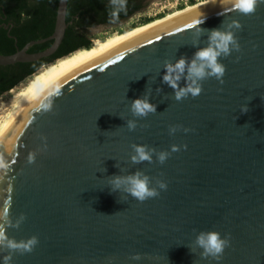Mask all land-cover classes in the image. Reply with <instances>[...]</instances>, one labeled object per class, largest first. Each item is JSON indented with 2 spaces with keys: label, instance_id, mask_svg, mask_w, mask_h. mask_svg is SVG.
Segmentation results:
<instances>
[{
  "label": "water",
  "instance_id": "1",
  "mask_svg": "<svg viewBox=\"0 0 264 264\" xmlns=\"http://www.w3.org/2000/svg\"><path fill=\"white\" fill-rule=\"evenodd\" d=\"M65 4L56 3L49 36L0 54V66L52 55L66 27ZM194 20L208 30L239 22L241 51L221 58L223 84L207 79L198 97L178 102L163 83L164 61L197 51L196 28L188 27ZM47 40L45 49L26 51ZM199 41L205 47L207 35ZM145 94L156 113L130 132L129 102ZM170 125L192 131L170 135ZM132 144L181 150L163 165L155 156L133 164ZM0 160V215L8 208L13 224L26 217L19 228L5 225L6 235L39 240L10 264H264V3L242 15L218 0L52 69L0 120ZM138 170L167 190L143 203L111 191L109 177ZM201 231L230 236L219 262L187 247ZM8 254L0 250V264Z\"/></svg>",
  "mask_w": 264,
  "mask_h": 264
},
{
  "label": "clouds",
  "instance_id": "2",
  "mask_svg": "<svg viewBox=\"0 0 264 264\" xmlns=\"http://www.w3.org/2000/svg\"><path fill=\"white\" fill-rule=\"evenodd\" d=\"M111 3L115 9L125 7L126 0H111ZM223 5H230L232 10L242 14L251 15L256 12L258 4L264 3V0H220ZM201 21H192L188 25L190 28H196V39L192 44L193 47H197V51L191 57H180L175 63L169 60L164 61L163 83L167 84L173 89L174 99L176 101H182L189 96L192 98L198 97L202 91V82L215 78L221 84L224 83L223 77L226 73V66L220 62L221 58L229 57L233 52H240L241 46L236 36L235 31L240 30L242 26L239 22L233 20L226 25L225 20L219 28L216 29H203L200 25ZM207 35V42L205 47H199V37ZM239 57H237V61ZM184 81L185 86L181 87L180 82ZM161 89H156L157 93H160ZM150 94H145L142 98H138L129 102V111L134 117L133 119L126 120V128L128 131H135L138 127L137 119L146 118L149 114L156 113V105L149 102ZM47 107H50L48 105ZM248 106L242 107L241 112H248ZM123 119V117H121ZM140 127H143L140 125ZM182 130L184 133L192 131L188 128H183L182 125H170L169 134L174 135L178 131ZM185 149L186 145L183 146ZM133 155L130 156V160L133 164H140L143 162L153 163V156L156 157V162L163 165L171 156L172 153L179 152L181 146L172 145L171 151L160 150L149 147L148 145H131ZM34 155L29 156V163L34 162ZM3 160H0V168H5ZM108 185L112 192H122L123 199L131 197L141 203L146 200L157 198L160 195L161 190H167V184L157 179L155 181V187L153 186V178L146 175L142 171H136L129 175H115L109 177ZM26 217L21 214L20 220L15 224L11 222L9 217L8 208L4 209L0 220H3V224H0V250L7 251L9 254L3 257L4 264H10L12 255L19 253L24 255L34 251L38 245V237L32 236L26 241H16L14 238H9L6 235L5 225L8 227L19 228L20 223L25 220ZM195 231V230H194ZM192 253H196V249H201L199 253L201 259H212L219 262L225 249L230 247V236L221 237V234L217 231H201L196 235L195 241L192 245L187 246ZM131 259L139 261L142 259L140 254H135Z\"/></svg>",
  "mask_w": 264,
  "mask_h": 264
},
{
  "label": "trees",
  "instance_id": "3",
  "mask_svg": "<svg viewBox=\"0 0 264 264\" xmlns=\"http://www.w3.org/2000/svg\"><path fill=\"white\" fill-rule=\"evenodd\" d=\"M57 1L0 0V16H2L0 20L12 23L8 34L0 31V54L13 53L28 41L49 36L54 24ZM143 2L144 0H126L125 7L115 9L111 0H66L64 12L66 27L56 51L49 57L35 62H16L0 66V94L13 90L12 87L32 73L36 74L35 71L40 64L65 55L76 48H89L91 42L84 34L86 29L95 26H111L124 21L140 11ZM49 44L50 40H47L29 46L26 51L38 52Z\"/></svg>",
  "mask_w": 264,
  "mask_h": 264
},
{
  "label": "bare ground",
  "instance_id": "4",
  "mask_svg": "<svg viewBox=\"0 0 264 264\" xmlns=\"http://www.w3.org/2000/svg\"><path fill=\"white\" fill-rule=\"evenodd\" d=\"M215 1H218V0H201V1H198L194 4L187 5L186 7L182 8V9L175 10L174 12H172L168 15H165L161 18L151 20L150 22H147L143 25H139V26L133 27L131 29H127V30H124L121 32L114 33L111 36H107L104 39L96 38L91 42V45L89 48L78 49V50L68 54L67 56H63L61 58H58L57 60L53 61L52 63L41 67L36 72V74H33L29 79L26 80V83H24V85L19 86L22 84V83H20L18 85L19 87L16 90L12 91L10 93V96L0 104V120L4 117L7 110L19 98V96L23 93V91L28 86H30L35 80H37L38 78H40L41 76H43L47 72L51 71L52 69L57 68V67L65 64V63H68L71 60H74L76 58L85 56L86 54L92 52L93 50L98 49L102 46H105L109 43H112L116 40H119V39L124 38V37L129 36V35H132V34L137 33L139 31L145 30L147 28L156 26L158 24H163L169 20H172V19L179 17L181 15H184V14H186L190 11H193L197 8H201L203 6H206V5H208L212 2H215Z\"/></svg>",
  "mask_w": 264,
  "mask_h": 264
},
{
  "label": "rangeland",
  "instance_id": "5",
  "mask_svg": "<svg viewBox=\"0 0 264 264\" xmlns=\"http://www.w3.org/2000/svg\"><path fill=\"white\" fill-rule=\"evenodd\" d=\"M201 0H144L143 6L140 11L134 13L126 20L121 21L117 24L111 26H95L84 31L86 38L92 42L96 38L104 39L107 36H111L114 33L121 32L133 27L143 25L151 20L161 18L165 15H168L175 10L182 9L187 5L194 4ZM31 76L26 77L21 82L17 83L13 90L6 93L3 92L0 94V104L6 100L10 93L16 90L19 86L24 85L26 80ZM22 83L21 85H19ZM19 85V86H18Z\"/></svg>",
  "mask_w": 264,
  "mask_h": 264
},
{
  "label": "flooded vegetation",
  "instance_id": "6",
  "mask_svg": "<svg viewBox=\"0 0 264 264\" xmlns=\"http://www.w3.org/2000/svg\"><path fill=\"white\" fill-rule=\"evenodd\" d=\"M2 16H0L1 18ZM12 23L11 22H5L3 20H0V31L2 30L3 33L8 34L10 27H11ZM92 28V27H91Z\"/></svg>",
  "mask_w": 264,
  "mask_h": 264
}]
</instances>
